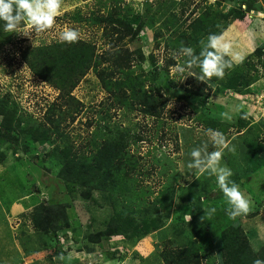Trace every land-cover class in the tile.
Wrapping results in <instances>:
<instances>
[{
    "label": "rangeland",
    "instance_id": "obj_1",
    "mask_svg": "<svg viewBox=\"0 0 264 264\" xmlns=\"http://www.w3.org/2000/svg\"><path fill=\"white\" fill-rule=\"evenodd\" d=\"M248 2L260 9L248 12L242 21L230 15L237 8L245 12ZM216 14L219 15L215 22L224 30L222 42L232 45L234 65L242 64L256 48L264 47V0H62L52 28L39 31L25 20L19 32H0V96H9L13 102L12 108L0 112V125H12L19 115L43 122L59 94L50 83L33 73L24 61V51L60 42L59 32L64 27H73L79 31L80 39L95 44L102 52L117 37L105 36L106 25L98 23L101 16H124L135 25L141 22L144 29L139 37H127L120 46L142 50L147 59L153 56L152 63L147 60L142 64L148 76L145 86L147 91L155 88V94L157 90L162 94L164 107H160L157 116L139 109L112 110L109 123L127 128L131 136H141V141L128 143V151L137 178L135 185L154 192L147 200H154L169 184L178 188L197 179L205 209H216L213 215L206 214L208 224L204 232L211 236L213 259L221 264L220 235L228 226L240 223L245 231L249 229L257 236V239L251 234L248 237L255 247L264 244V166L257 168V158L252 155L249 144V141L258 142L261 145L258 151L264 153V60L249 57L256 66L255 70L249 65L244 68L247 78L254 79L249 93L226 89L222 80L227 83V74L222 79L212 77L200 81L194 76L199 75L196 66L178 73L176 65L187 59L178 52V44H174L178 34L193 37L190 46L199 54L200 41L208 36L198 27L199 23L217 26L213 23ZM236 54L243 56V60L235 59ZM155 67L159 71L156 78L148 72ZM252 74L257 76L254 78ZM73 95L85 108L75 121L68 117L63 123L64 133L53 135L52 141L63 146L64 137L69 135L80 153L85 147L88 150L92 132L103 124L98 117L100 102L107 93L91 70ZM229 109L233 110L231 120L222 115ZM241 118L251 123L249 134L243 135L245 129L238 132ZM205 119L221 122L216 129L224 133L227 147L212 145L204 133L209 128ZM54 144L36 143L35 149L28 153L16 154L4 146L7 155L0 161V264H163L160 254L167 247L169 237L165 231L158 230L139 239L103 236L100 241H93L97 238L95 234L104 231L109 218L119 209L117 197L88 188L70 193L60 176L62 165ZM203 144H208L209 151L223 152L221 164L232 169L231 179L240 185L251 202L248 213L230 218L226 213V197L218 188L215 176L197 170L194 173L188 167L191 150ZM254 165L257 167L253 168ZM178 193L163 212L157 213L151 203L145 207L154 210V217L167 220L166 224L185 222L190 211L181 197V193L185 195L184 190L179 189ZM41 203L65 205L68 226L47 231L35 228L33 212ZM167 210L171 211L168 219ZM193 242L182 238L171 245L174 248ZM202 256L203 264H212L207 253Z\"/></svg>",
    "mask_w": 264,
    "mask_h": 264
},
{
    "label": "trees",
    "instance_id": "obj_2",
    "mask_svg": "<svg viewBox=\"0 0 264 264\" xmlns=\"http://www.w3.org/2000/svg\"><path fill=\"white\" fill-rule=\"evenodd\" d=\"M258 9L260 8L255 3L248 2L245 12L237 8L232 10L230 15L242 21L245 14ZM218 15H214L213 21L217 26L210 27L199 23L198 27H202L203 32L207 35L210 33L223 34L224 30L221 31L219 24L215 22ZM108 17L101 16L98 23L106 25L104 28L106 37L113 39L116 36L117 38L113 42L111 41L108 48L102 52L98 51L95 44L80 38L74 43L55 42L29 48L23 52L24 61L33 73L50 83L58 90L59 94L50 105V109L47 110L43 122L38 123L31 116L19 115L12 125H0V161H4L7 155L5 145L8 150L16 154L19 151L28 153L31 149H35L36 143L50 142L54 144L53 135L64 133L63 123L67 118L70 117L72 121H75L84 110L85 105L73 95V92L89 71H95L107 93L105 100L100 102L101 110L98 117L99 123L103 122V124H98L100 126L97 125L98 127L92 132L88 150L85 147V150L77 152L69 135L64 137L63 146L53 145V149L59 153L62 165L60 176L70 193L80 188H88L104 191L117 197L119 209L109 218L104 231L95 234L97 238L93 236V241H100L103 236L139 239L167 228L169 225L173 237L168 239L167 247L160 254L164 264H203L202 255L206 253L212 264H217L213 259L215 253L211 245V236L204 232L207 231L208 218L205 214V206L197 179L180 184L178 188L169 184L154 200L146 198L154 193L153 190L135 185L137 178L133 172L134 164L129 161L131 155L128 151V143L141 141V136L138 134L131 136V132L127 128L112 126L109 123L111 121L110 113L112 110L130 112L139 109L147 115L157 116L160 113V107H164L161 102L163 96L158 90L155 94V88L147 91L145 86L148 76L145 74L142 64L147 60L152 63L153 56L151 59H147L142 50H130L128 47L120 46V42L127 37L137 39L144 29L143 24L139 22L135 25L124 16ZM2 24L3 22L0 21L1 33L4 31ZM192 39L193 37L182 32L179 33L174 43L178 44V52L181 44L190 46ZM250 56H257L264 60V47L256 48L253 55L251 54L243 60L244 63L242 62L240 65L233 63L231 69H226L225 74H227L228 81L225 83L222 80L226 89L236 92L249 91L254 79L247 78L248 74L244 68L249 65L252 70L256 69L254 60L249 58ZM156 68L148 71L155 78L159 73ZM140 69H142L141 72L136 73V70ZM252 76L255 78L257 74H252ZM12 104L9 96H0V112L5 108H12ZM205 121L209 127L214 129L221 123L213 119H205ZM250 125L251 123L249 124L241 118L238 132H243L242 129H245L246 132L243 135L249 134ZM249 144L252 155L254 154L257 158L258 167L254 165L253 168L259 169L264 166V153L258 151V146L261 145L252 141H249ZM192 170L195 173L196 170ZM179 189L184 190L185 195L181 193V197L187 203L190 211V217L185 222L166 224L167 220L164 221L159 216L154 217V210L145 207L147 203H151L156 207L157 213L163 212L168 202L172 203L174 198L180 194L178 193ZM166 212L168 219L171 217V211L167 210ZM254 214L253 216H255ZM32 221L34 227L40 231H47L48 228L58 230L62 225L66 227L68 226L66 206L61 203H41L35 207ZM182 238L194 242L173 248L172 242ZM220 241L221 264H253L257 258L264 259V244L258 251H255L240 223L238 226L232 225L223 229Z\"/></svg>",
    "mask_w": 264,
    "mask_h": 264
},
{
    "label": "clouds",
    "instance_id": "obj_3",
    "mask_svg": "<svg viewBox=\"0 0 264 264\" xmlns=\"http://www.w3.org/2000/svg\"><path fill=\"white\" fill-rule=\"evenodd\" d=\"M62 0H0V21L5 31L19 32L22 21H27L36 30L50 29L56 22L60 13ZM24 33V32H23ZM27 34V33H24ZM79 31L73 27H64L59 32V40L62 43H74L79 39ZM199 54L191 46L181 44L179 53L187 58L183 64L176 65V71L180 74L198 67L199 75H194L200 81L212 77L223 78L226 69L233 67V50L231 43L222 42V34L210 33L206 39L200 41ZM235 59L243 60V56L235 55ZM227 120L233 119V110L229 109L222 113ZM205 135L213 146L227 147L226 138L219 129L206 128ZM191 160L188 164L190 169L199 173L214 175L220 191L226 197L228 208L226 213L230 218L242 216L250 210V200L241 190L240 185L231 179L232 169L221 164L223 152L219 149L208 150V144L194 147L190 152ZM216 212L214 207L205 209L208 216ZM253 264H264V259L257 258Z\"/></svg>",
    "mask_w": 264,
    "mask_h": 264
},
{
    "label": "crops",
    "instance_id": "obj_4",
    "mask_svg": "<svg viewBox=\"0 0 264 264\" xmlns=\"http://www.w3.org/2000/svg\"><path fill=\"white\" fill-rule=\"evenodd\" d=\"M260 121H261V120H260ZM240 225H241V224H240ZM160 230H161L162 232L165 231V232H166V236H168V234H169L168 239H171V238H172L171 233H170L169 225L167 226V228H163V229H160ZM160 230H159V231H160ZM167 231H168V232H167ZM246 233H247L248 237H249L250 234H251V235H252V238L257 239V236H255V233H252L251 230L247 229V230H246ZM252 238H249V240H250V244H251L252 248H253L255 251H258V250L260 249V247L263 246V244L257 245L258 247H255V246L253 245ZM163 264H164V263H163Z\"/></svg>",
    "mask_w": 264,
    "mask_h": 264
}]
</instances>
